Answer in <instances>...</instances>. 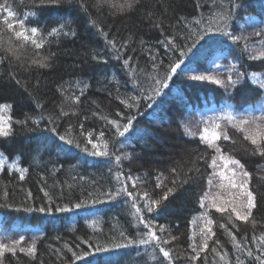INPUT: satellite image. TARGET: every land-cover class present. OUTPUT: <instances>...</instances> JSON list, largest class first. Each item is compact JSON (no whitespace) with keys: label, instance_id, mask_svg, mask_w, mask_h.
I'll return each instance as SVG.
<instances>
[{"label":"trees","instance_id":"trees-1","mask_svg":"<svg viewBox=\"0 0 264 264\" xmlns=\"http://www.w3.org/2000/svg\"><path fill=\"white\" fill-rule=\"evenodd\" d=\"M7 3L17 19L27 18L26 28L40 29L38 40L46 39L41 49L25 43L19 62L0 63V105H11L5 116L10 117L8 123L12 125L11 134L0 137V156L5 158L0 166V239H18L23 235L25 241L21 246L27 248L33 241L37 245L34 257L27 252L17 251L15 257L6 253L5 264H158L162 260L158 249L157 260H153L152 245H126L120 238L123 231L130 239L138 240L146 229L131 215V202L125 203V196L108 199L106 195L109 190L121 187L116 180L118 171L124 173L129 191L141 195L147 192L150 199H160L168 188L174 189L154 213L146 216L168 226L165 238H178L166 246L179 258L176 264H189L185 257L191 253L190 237L202 226L200 216L205 210L213 220L215 236L209 241L207 259L202 254L197 264H236L237 256L245 259V264H256L252 257H246V253L233 246L228 232L219 225L232 229L237 241L252 249L254 256L260 253L257 244L264 233V157L253 155L244 134L222 121L230 140L218 142L221 151L245 164L251 174L249 187L257 193V208L250 220L229 222L226 214L209 207L207 199L205 207H201L200 198L205 193L215 196L224 192L218 182L208 184L212 173L209 165L216 153L200 142L199 133L209 117L227 112L259 115L256 107H264V88L252 76L257 73L264 81V57L249 58L258 56L264 41V37L253 35L264 30V0H231V3L224 0V8L231 9L228 30L248 37L247 49L243 39L234 43L220 32L205 31L185 56L166 48L165 39L179 33L178 43L191 46L192 40L182 39L185 24L195 27V20L202 18L199 27L203 28L204 22L222 10L219 4L213 6L212 0H140L127 13H116L108 4L98 5V0H83L87 13L80 8L81 0L71 3L62 0L59 5H41L40 0H7ZM149 11L152 16L147 15ZM3 14L0 12V35L6 41L11 38L20 43L3 24ZM67 18L72 22L64 31H75V36L63 33L47 36L51 28L59 27ZM91 20H96L98 26L94 27ZM104 33H108L107 39ZM109 40L115 41L116 49ZM51 53L56 55L48 61L50 67L31 65L33 59ZM93 55L103 59L94 60ZM129 57L132 58L129 66H124L123 60ZM177 60L183 61L181 67L172 74L168 86L161 88L160 95L154 96L151 78H164L170 63ZM153 63L158 65L156 70ZM230 65L236 66L233 79L237 71L245 74L235 87L192 79L208 72L224 76ZM9 73L14 76L10 78ZM82 89L84 94L79 102L65 99L80 95ZM133 96L137 98L135 101L131 99ZM121 101L134 106L129 109ZM61 109L68 116L57 118ZM41 116L44 118L40 123L33 124ZM50 116L54 124L48 123ZM127 117H134L133 126L124 136H118L108 120L117 119L125 124ZM26 118V125L17 123ZM184 124L196 133L194 138L186 134ZM53 126L57 133L49 130ZM101 131L108 142V156L92 155L91 145H87V135L92 132L94 141L103 150L98 139ZM59 135L73 139L74 143L61 141ZM76 142L80 143L79 148ZM85 145L90 149L88 152L82 150ZM116 155L122 156L120 164L115 161ZM13 163L16 167L11 166ZM21 168L26 169L23 179ZM173 168L177 171L172 172ZM194 168L199 172L190 171ZM129 175L140 178L135 188L127 180ZM76 203L81 207L76 208ZM139 203L142 206L144 201ZM42 206L51 210H36ZM65 206L67 210L56 211L57 207ZM28 208L32 211H26ZM86 239L105 250L96 252L94 247L89 248L84 243ZM216 239L221 241L220 245H215ZM116 243L126 246L113 247ZM212 247H216L215 253ZM69 248L90 254L75 260Z\"/></svg>","mask_w":264,"mask_h":264},{"label":"snow or ice","instance_id":"snow-or-ice-1","mask_svg":"<svg viewBox=\"0 0 264 264\" xmlns=\"http://www.w3.org/2000/svg\"><path fill=\"white\" fill-rule=\"evenodd\" d=\"M62 0H40L41 5L51 4V5H59ZM67 3H71L72 0H66ZM140 0H123L121 3L120 0H98V5L100 4H108L112 9L115 10L116 13H127L133 10L138 4ZM231 3V0H229ZM213 6L219 4V7L222 9L217 11L213 14L210 21L204 22V27L200 28L199 25L203 22L202 18L195 20V27L190 26L189 24H185V31L183 33L182 39L183 41L192 40L191 46H186L178 43L181 39L180 34L178 33L176 36L167 37L164 42V46L169 48L172 52H179L180 56L187 55L188 52L192 51V48L196 46V42L201 39L202 32H220L223 35L229 37L234 43L240 41L241 39L245 40V49L248 47V37L244 36H237L228 30L229 28V20L231 19V9L224 8V0H212ZM199 6V5H197ZM80 8L87 13V8L81 0ZM0 12L4 13L2 15V22L6 25V28L14 33V37L16 41L20 43H14L11 38L7 41L3 38V35H0V52L3 54L0 55V63L8 62L10 65L13 61L19 62L20 57V49L24 47L25 43H30L34 46L35 49H41L44 47L45 39L41 38L37 39L38 33L40 29L36 26H31L30 29L26 28L25 25L27 23V18L25 19H17L15 13L12 11L11 6L5 0V3H0ZM33 16L36 13H32ZM90 15V14H89ZM148 16H152V12H147ZM10 19L12 22H10ZM184 20V17L180 18ZM71 18L65 19L64 23H61L59 27H53L48 32L47 36H58L61 33L64 35H73L75 36V31L65 32V27L71 24ZM91 24L96 27L98 26L96 20H91ZM17 27L19 30H16ZM159 27V25H157ZM2 31V30H0ZM256 36L264 37V30L261 32L253 33ZM105 38L107 39L108 33H104ZM108 43L112 46L113 49H116V43L113 40H109ZM40 54L37 53V56ZM56 54L51 53L47 56H41L39 59H33L31 61V65H35L39 68H48L50 64L48 61L52 59ZM260 57H264V41H262V47L259 50L258 56H250V59H258ZM95 59H103L102 56L93 55L92 57ZM132 58L129 57L128 59L123 60L124 66H129V61ZM153 61L156 60V57H152ZM183 63L182 60H177L174 63H170L166 75L164 78H151L152 83L155 87H151L150 90L152 91L154 96H159L161 92V88H166L168 86V80L172 79V74L177 72V69L181 67ZM163 62H159V66H162ZM22 66V65H21ZM153 70H156L158 65L153 63L152 65ZM217 68L221 67L220 65L216 66ZM235 65L228 66L227 73L224 76H220L218 74H214L212 72H208L205 74L195 75L192 77L194 80L198 81H211L214 84L221 85L224 87H235L238 83L241 82L242 78L244 77V73L236 72V78L233 79V70L235 69ZM10 78L14 76L13 73H9ZM253 78L255 79L256 83L260 84L262 88H264V81L259 78V74L253 73ZM20 81H17L19 83ZM79 81H77V86H79ZM88 87L87 84L84 85L86 89ZM84 94V90H81L80 95H73L71 97H65L66 100L71 99L75 102L80 101V97ZM135 101L137 98L133 96L131 98ZM148 99H152V96H149ZM124 103L129 109L134 106V104H129L127 101H121ZM11 105L4 104L0 105V137H7L12 132V125L8 123L10 117H5L2 112L6 109H10ZM117 115H123V113H117ZM68 116V112L61 109L60 117L62 118ZM44 117L41 116L40 119L33 120V124H39L40 120ZM106 119V118H105ZM133 119L134 117H127V123L121 124L119 120L112 119L108 120V123L115 127L116 134L118 136H124L125 133L129 131V129L133 126ZM221 121H225L226 125H231L232 128L242 132L244 134V139L246 141H250L252 146V154H258L260 157H264V109L260 111L259 115H255L251 112L247 114H240L234 115L232 112L222 113L219 117H209L207 118L205 123V127L199 133V139L201 143L206 144L209 148L214 149L216 155H213L211 159V164L209 167L215 169L216 171L209 174L208 177V184H213V177H217L219 180L218 187L224 193L227 194L225 197L224 195L217 194L215 196H209L208 193H205V196L200 198L201 207H205V199L209 202V207L215 209L217 213L226 214L228 221L232 222L233 219L235 221H242L248 222L250 218L253 216V209L257 208V193L254 192L249 187V182L251 179V174L248 170H246L245 164L241 162L240 159H237L234 155H229L223 153L221 151V146L218 143L219 141H229L230 136L228 134L227 126L222 127ZM22 125L27 124V118L25 121H17ZM48 123L54 124L55 121L50 116L48 118ZM199 123V122H197ZM71 127V125H69ZM186 134L191 137H195L196 133L192 131L191 128L188 127L187 124L183 125ZM83 125H81V129ZM52 133H57V128L53 126L49 129ZM104 132L101 131L99 133L98 139L103 143V150H101L100 144L94 141L93 133L89 132L87 135V145H91V154L94 156H108V142L104 140ZM59 139L61 141L67 142V144H73V139L66 138L65 135H59ZM85 145L83 147L84 152H88L90 149ZM76 147H80V143L76 142ZM123 158H127L126 154H124ZM203 159V157H201ZM5 158L0 156V166L3 165ZM122 160L121 155L115 156V161L117 164H120ZM12 167H16L13 163ZM20 171V178L23 179V174L26 169H19ZM177 169L173 168L172 172H176ZM190 171L199 172L198 168L190 169ZM124 173L122 171H118L116 173V180L121 187L117 188L115 191L109 190L106 193L108 199H116L120 196H125L126 200L125 203L131 202V215L137 222V224L143 225L146 229L145 232L141 234V238L138 240L130 239L125 232L121 231L119 233L120 238L126 241V245L138 243L141 245H152L153 253L152 259L157 260L156 252L158 249L159 254L162 256V260L158 261V264H176L178 261V257L174 255L173 249L170 247H166L172 241L178 239L175 236H170V238H165L164 234L169 232L168 226L165 224H158L154 219L147 218V213H154L156 209L163 203V201L167 200L169 195L174 191L173 188H168L166 192H164L163 196L160 199H150L149 194L147 192L143 193L142 195L139 193H133L132 191L128 190L127 183L123 179ZM140 178L133 177L129 175L127 177L128 181L132 182V187L135 188L137 181ZM175 183V181H173ZM156 187H161L159 183V178ZM5 195H7L5 193ZM29 195H31L29 193ZM47 196L48 193H45ZM143 200L144 203L141 206L139 201ZM96 201H93L95 203ZM9 207L11 205H8ZM76 208H80L81 204L76 203L74 205ZM39 212L50 211L51 209L48 207H39L36 209ZM67 210V206L61 208L57 207L56 211H65ZM26 211H32L31 208L26 209ZM200 218L203 220L202 226L199 227L198 233L193 231L192 236L190 239L192 243L189 245L191 249V253L185 257L189 261V264H197L198 261L201 260L202 254L204 255V259H207L206 252L209 249V241L215 236V233L212 229L213 220L208 214V211L205 210L201 213ZM193 224H196V219H193ZM253 225H255V220H252ZM220 228L225 229L228 232L229 236L232 239L233 246L241 253H246V257H252L256 264H264V233H262L259 237V243L257 244V248L260 249V253L254 256L253 250L250 248H245L239 241L236 239V235L233 233L232 229L228 228L225 224H220ZM232 227L235 228V223L232 224ZM159 233V234H158ZM197 237H199V243H197ZM115 239V237H113ZM253 239H256L254 236ZM25 241V237L23 235L19 236L18 239H13L10 243H3L0 242V264H5L6 261V253L12 254L13 257L16 256L17 251L24 253L27 252L29 256H35L37 252V245L36 242L33 241L27 248L21 246L22 242ZM85 244H88L89 248L95 249L96 252L104 251L105 249L100 245H93L89 240L84 241ZM215 245H220L221 241L219 239L215 240ZM126 245H121L120 243H116L112 245L113 247L120 248ZM78 247V246H77ZM69 251H72L69 248ZM212 252H216V247H212ZM90 253L82 252L77 253L72 251V256L75 260L82 259L83 256H87ZM222 258V257H221ZM42 264V262H41ZM236 264H245V259H242L240 256L236 257Z\"/></svg>","mask_w":264,"mask_h":264},{"label":"rangeland","instance_id":"rangeland-1","mask_svg":"<svg viewBox=\"0 0 264 264\" xmlns=\"http://www.w3.org/2000/svg\"><path fill=\"white\" fill-rule=\"evenodd\" d=\"M262 104H264V100H263V103ZM258 110H262V109H264V107H256ZM2 114L5 116V110L2 112ZM6 117V116H5ZM223 122L221 121V124H222ZM223 125V124H222ZM206 126V125H205ZM205 126H203V128L205 127ZM235 130V132H238V130H236V129H234ZM242 162V161H241ZM213 170L214 171H216L215 169H213L212 168V172H213ZM213 180H214V182H218L219 183V180H218V178L217 177H213ZM221 195H224L225 197L227 196V194H224V193H222ZM168 238H170V236L168 237ZM11 240H13V238H10V239H8V238H1L0 239V242H3V243H10V241ZM176 247V246H175ZM178 249V248H177ZM181 253V252H180Z\"/></svg>","mask_w":264,"mask_h":264}]
</instances>
